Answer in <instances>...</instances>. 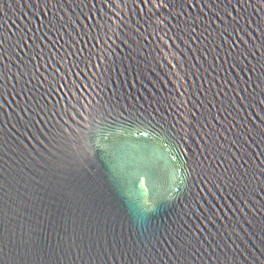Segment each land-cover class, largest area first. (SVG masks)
I'll list each match as a JSON object with an SVG mask.
<instances>
[{
	"label": "water",
	"instance_id": "obj_1",
	"mask_svg": "<svg viewBox=\"0 0 264 264\" xmlns=\"http://www.w3.org/2000/svg\"><path fill=\"white\" fill-rule=\"evenodd\" d=\"M0 264H264V0H0Z\"/></svg>",
	"mask_w": 264,
	"mask_h": 264
}]
</instances>
